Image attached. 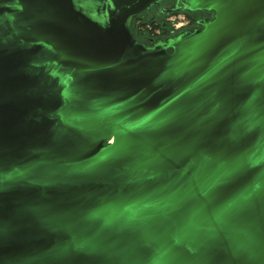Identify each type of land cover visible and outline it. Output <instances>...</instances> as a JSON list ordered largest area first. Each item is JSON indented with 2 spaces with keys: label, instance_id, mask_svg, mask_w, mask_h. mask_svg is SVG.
<instances>
[{
  "label": "water",
  "instance_id": "95a60500",
  "mask_svg": "<svg viewBox=\"0 0 264 264\" xmlns=\"http://www.w3.org/2000/svg\"><path fill=\"white\" fill-rule=\"evenodd\" d=\"M82 1L0 0V264H264V0Z\"/></svg>",
  "mask_w": 264,
  "mask_h": 264
},
{
  "label": "flooded vegetation",
  "instance_id": "af4514ba",
  "mask_svg": "<svg viewBox=\"0 0 264 264\" xmlns=\"http://www.w3.org/2000/svg\"><path fill=\"white\" fill-rule=\"evenodd\" d=\"M79 5L88 14H93L96 9V3L89 0L82 1ZM175 16H183L185 20L184 24L176 25L178 29L171 21ZM215 16L214 11L181 10L176 6V1L162 0L145 12L132 17L129 21V29L135 40L145 48L163 47L168 53H173V49L169 47L170 41L187 32L202 29L203 24L213 21ZM110 143H113V140Z\"/></svg>",
  "mask_w": 264,
  "mask_h": 264
},
{
  "label": "rangeland",
  "instance_id": "374dc122",
  "mask_svg": "<svg viewBox=\"0 0 264 264\" xmlns=\"http://www.w3.org/2000/svg\"><path fill=\"white\" fill-rule=\"evenodd\" d=\"M171 21H173V24H174V26H175L176 29H178V28L176 27V25H178V24H184V22H185L183 16H178V17L175 16V17H173V18L171 19ZM180 27H181V26H180Z\"/></svg>",
  "mask_w": 264,
  "mask_h": 264
},
{
  "label": "built area",
  "instance_id": "2783aa9c",
  "mask_svg": "<svg viewBox=\"0 0 264 264\" xmlns=\"http://www.w3.org/2000/svg\"><path fill=\"white\" fill-rule=\"evenodd\" d=\"M178 26V25H177Z\"/></svg>",
  "mask_w": 264,
  "mask_h": 264
}]
</instances>
